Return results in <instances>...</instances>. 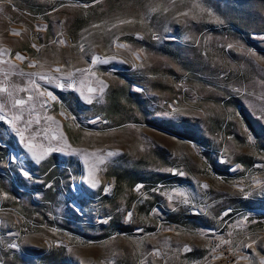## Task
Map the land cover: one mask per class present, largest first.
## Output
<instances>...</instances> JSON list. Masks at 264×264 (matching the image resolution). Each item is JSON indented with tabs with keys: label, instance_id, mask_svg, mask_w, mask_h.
I'll use <instances>...</instances> for the list:
<instances>
[{
	"label": "rangeland",
	"instance_id": "1",
	"mask_svg": "<svg viewBox=\"0 0 264 264\" xmlns=\"http://www.w3.org/2000/svg\"><path fill=\"white\" fill-rule=\"evenodd\" d=\"M260 36L264 0H0V264H261Z\"/></svg>",
	"mask_w": 264,
	"mask_h": 264
},
{
	"label": "snow or ice",
	"instance_id": "2",
	"mask_svg": "<svg viewBox=\"0 0 264 264\" xmlns=\"http://www.w3.org/2000/svg\"><path fill=\"white\" fill-rule=\"evenodd\" d=\"M125 21H122V23H124ZM17 34H19V33H17ZM259 39H264V36H260V37H258ZM233 47V45H231V44H229L228 45V48L229 49H231ZM17 55V58L18 59H22V57H20V54L19 53H17L16 54ZM95 59H99V57H96ZM89 91L91 92V91H93L92 89H89ZM50 95V94H49ZM15 103L17 104V105H21V104H23L24 103V101L23 100H16L15 101ZM0 107H2V105H0ZM169 115H171V113H169ZM5 119V117L4 116H0V121H3ZM14 119H19V117H15ZM21 135H23L22 133H21ZM249 139H251V137H249ZM30 147V150H31V146H29ZM33 155L34 156H36V153L35 152H33ZM37 159H42V157H37ZM26 175H27V173H25ZM93 187H95L96 185H95V183H93V185H92ZM204 187H207V185H204ZM129 215H131V214H129ZM255 242V241H254ZM13 247H15V245H13ZM248 247H251V245H248ZM261 264H264V261H262L261 262Z\"/></svg>",
	"mask_w": 264,
	"mask_h": 264
},
{
	"label": "trees",
	"instance_id": "3",
	"mask_svg": "<svg viewBox=\"0 0 264 264\" xmlns=\"http://www.w3.org/2000/svg\"><path fill=\"white\" fill-rule=\"evenodd\" d=\"M133 182H135V180Z\"/></svg>",
	"mask_w": 264,
	"mask_h": 264
},
{
	"label": "built area",
	"instance_id": "4",
	"mask_svg": "<svg viewBox=\"0 0 264 264\" xmlns=\"http://www.w3.org/2000/svg\"><path fill=\"white\" fill-rule=\"evenodd\" d=\"M212 242H213V240H212Z\"/></svg>",
	"mask_w": 264,
	"mask_h": 264
}]
</instances>
